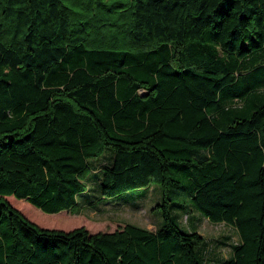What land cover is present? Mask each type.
Wrapping results in <instances>:
<instances>
[{
  "label": "trees",
  "instance_id": "obj_1",
  "mask_svg": "<svg viewBox=\"0 0 264 264\" xmlns=\"http://www.w3.org/2000/svg\"><path fill=\"white\" fill-rule=\"evenodd\" d=\"M153 183L155 229L7 199L79 213ZM0 264H264V0H0Z\"/></svg>",
  "mask_w": 264,
  "mask_h": 264
},
{
  "label": "rangeland",
  "instance_id": "obj_2",
  "mask_svg": "<svg viewBox=\"0 0 264 264\" xmlns=\"http://www.w3.org/2000/svg\"><path fill=\"white\" fill-rule=\"evenodd\" d=\"M155 188L153 191L150 188ZM157 190V191H156ZM82 194L78 199L82 200ZM7 199L17 208H19L27 217L35 221L37 224L46 227H58L69 229L79 225H85L92 231L97 230H113L116 227L122 226L126 222H133L138 225L155 229L161 225L162 216L158 209L152 207L160 201V188L156 183H153L148 189L136 188L119 193L114 196H106L101 199V202H107L99 205L98 208L86 207L79 213H70L68 211H59L56 213H46L38 207L32 205L26 199L16 198L12 195L7 196ZM138 204L131 206L130 204ZM172 212L179 213V225L184 228V223H188V217L181 216L175 207L171 206ZM195 213L199 219L196 220L198 231L204 234L208 239L216 238L219 234L229 236L225 242H233L238 238V234L231 225L224 222H213L203 216L198 210ZM200 214V215H199ZM203 216V217H202ZM190 220H193L191 218ZM219 251L220 257H227L230 253V246L222 243L215 247ZM213 249V248H210ZM212 253L213 250H211Z\"/></svg>",
  "mask_w": 264,
  "mask_h": 264
}]
</instances>
